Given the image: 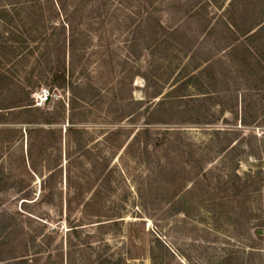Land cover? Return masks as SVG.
<instances>
[{"label": "rangeland", "instance_id": "1", "mask_svg": "<svg viewBox=\"0 0 264 264\" xmlns=\"http://www.w3.org/2000/svg\"><path fill=\"white\" fill-rule=\"evenodd\" d=\"M50 1L0 0L12 38L0 37V71L30 92L38 121H51L31 134L33 169L27 126L11 123L26 115L0 123V255L20 252L24 264H93L96 253L120 264H264V186L255 180L264 172V28L242 32L261 23L264 0H101L100 10L89 0L92 38L65 56L67 88H49V41L62 20L69 34L82 25L75 0H63L62 16ZM146 14L154 34L136 59L130 39ZM144 126L163 138L157 149Z\"/></svg>", "mask_w": 264, "mask_h": 264}, {"label": "trees", "instance_id": "2", "mask_svg": "<svg viewBox=\"0 0 264 264\" xmlns=\"http://www.w3.org/2000/svg\"><path fill=\"white\" fill-rule=\"evenodd\" d=\"M89 0H75L73 3V8L70 9L71 13L76 15V21L77 23H79V27L82 25V27H80L81 29H79V32H75L73 33L70 32V34L67 32L68 29L73 27V24L68 22L65 23V21L62 20V23L60 25L59 28V32L57 35H59L60 37L58 38H54L55 40L53 42L49 41V43L54 47V50L50 51L49 55H51L50 60L48 62V66L47 69H45V74L48 76V81H49V88H67L69 85V76H70V72H69V68L67 67L66 63H65V56H71L73 59V56L77 50V46L78 45H85L87 42L91 41L92 35L89 34V30H88V25L85 24V13H86V8H87V4H88ZM15 2H20V0H8V4L12 5ZM101 0H96L93 2V5L95 7L96 10H100V8H102L101 5ZM50 4L53 6V8H55L56 10V14L58 16H62L61 12L64 11L63 7V0H51ZM91 6V5H89ZM143 6V4H142ZM80 7L84 8L83 11H80ZM146 8V7H145ZM6 5L4 6H0V37L2 36V34L6 35L5 39H8L9 41H7V43H11L12 38L10 34H6V31L3 32L2 30V25L3 24H7L8 19H5L6 14H8V12L6 11ZM43 11L40 12V14ZM99 16L100 15V11H98ZM142 15V12H141ZM79 17V18H78ZM30 19H35L36 17L34 16H29ZM150 18V17H149ZM11 21H12V17H11ZM264 21V16L262 17L261 23L257 24L256 27H252L251 29L247 30H243V34H255L258 33L259 31H261L264 28V23L262 24V22ZM33 22H35L34 20L31 22L33 24ZM101 21H99L100 23ZM144 23L146 24L145 29H140V25L142 24H138L137 25V30L141 31V36L139 38H133L131 36L130 39V45H129V54H131L132 56H135V58H139L141 57V55L143 54V52L146 51L147 48V43L143 42L149 35L152 37V35L154 34V32H152L151 30L154 29L155 27L152 26L151 24V19H150V23H149V19H148V15L146 14L144 17ZM84 24V26H83ZM18 28L19 25L17 24ZM32 32L33 29H29ZM36 32V31H35ZM85 32V33H84ZM148 32V34L146 33ZM234 31H231V34L233 35ZM239 34V33H236ZM242 34V33H241ZM237 35H235V37L233 36L229 43H234L238 38L236 37ZM61 40V41H60ZM85 40V42L83 43V41ZM12 45V44H11ZM241 47L243 48L246 52H250V49L242 43H238L237 47ZM58 48H62L61 53H56L55 49ZM258 52H260V49L258 50ZM198 66H195V68H197ZM206 69L204 68L203 70L200 71V74L205 71ZM71 71V70H70ZM141 77L145 80L148 79V75L143 73L141 74ZM133 78V75L131 76V80ZM193 78V77H192ZM191 77L187 80V83L189 85V83L191 82ZM195 86V83H193ZM18 86V84L16 82H14L5 72H1L0 71V94L4 93L5 97H7L9 99V102L4 106V105H0V123H3V119L5 117V115L8 114H14V113H22L26 115V118L23 119L22 121H12L11 123L16 126V124H22L27 126V133L29 136V141H28V150H27V162L29 164V166L33 169L35 168V164H33V155H32V147H33V143L34 140L31 137L32 133H41L42 129H39V123L40 121H38V119L36 118V111H38V108L35 107L34 103L31 101V103H29V96H30V92L27 89H22L19 92L16 91V87ZM20 88V87H19ZM18 94H22L23 98L18 99L17 95ZM161 94L160 90H157L155 92V96H159ZM24 98L27 99V103L24 105H21V107H19L20 105H17L19 103L24 102ZM19 100V101H18ZM138 104L140 105L141 102L138 101ZM161 105L162 102L158 101L156 103V105ZM19 108V109H17ZM16 110H21V111H16ZM9 112V113H8ZM45 123L46 125H48L49 127L51 126V121L49 119H46L42 122H40V124ZM245 125V122L243 123ZM150 126H144L141 127V129L139 130V133L143 136L144 139L149 140V143L151 144V146L153 147V149H157L158 147L161 146V144L164 142L163 138H158L155 137L153 138L151 135V128H149ZM70 128V129H69ZM69 130H71V127H68ZM3 132V130H0V133ZM48 133L54 134V130L53 128L48 129L47 131ZM256 174V175H255ZM255 177H256V181L259 184L260 188L261 186H264V172L262 171H257L255 173ZM252 174H248L247 179L249 178V176H254ZM239 175H237L236 178H238V181L240 179V177H238ZM53 178V173L50 172L42 181V188L44 191H46L48 189V192L43 195L47 197H51V185H50V181ZM244 186L246 185V182L243 183ZM242 184V185H243ZM239 187H241V185H238L237 191L239 190ZM257 188V189H258ZM70 213V212H69ZM259 226L261 227V229H264V218L261 219ZM75 230V229H72ZM24 255H20L14 252L11 255H0V264H24L26 263V259L23 257ZM93 264H120L119 261L117 260H112V259H108L107 256L103 253H96L94 255V261Z\"/></svg>", "mask_w": 264, "mask_h": 264}]
</instances>
